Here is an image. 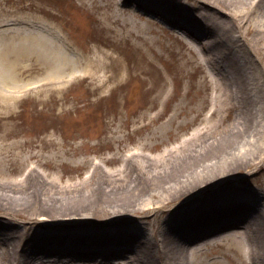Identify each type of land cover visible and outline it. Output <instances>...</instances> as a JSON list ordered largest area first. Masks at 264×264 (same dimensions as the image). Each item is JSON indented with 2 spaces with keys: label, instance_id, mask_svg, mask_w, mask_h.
<instances>
[{
  "label": "bare ground",
  "instance_id": "6f19581e",
  "mask_svg": "<svg viewBox=\"0 0 264 264\" xmlns=\"http://www.w3.org/2000/svg\"><path fill=\"white\" fill-rule=\"evenodd\" d=\"M91 3L112 7L104 21L98 18L99 31L118 32L114 25L120 23L127 35L148 43L134 18L174 26L217 90L211 113L236 109L244 114V125L211 142L188 141L154 157L132 151L116 174L96 164L75 184L38 176L35 166L17 180L0 179V264H195L216 240H232L242 264H264V203L245 177L236 176L264 148V0ZM44 18L18 14L2 23L25 27L11 32L2 49L15 62L25 55L38 58L42 83L65 90L81 79L93 84L85 95L104 96L109 81L121 84L127 77L132 65L123 67L105 48L71 41ZM92 36L112 50L117 44L106 35ZM15 68V79L30 70ZM22 82L12 84L13 91L31 88ZM16 96L0 93L7 101ZM242 196L254 201H241Z\"/></svg>",
  "mask_w": 264,
  "mask_h": 264
},
{
  "label": "rangeland",
  "instance_id": "374dc122",
  "mask_svg": "<svg viewBox=\"0 0 264 264\" xmlns=\"http://www.w3.org/2000/svg\"><path fill=\"white\" fill-rule=\"evenodd\" d=\"M91 2L0 0V93L17 94L14 101L0 98V179L17 180L30 166H35L38 176L54 179L59 185L75 184L84 180L96 164L116 174L132 151L154 157L188 141L198 145L211 142L225 131L244 125V114L236 109L211 113L215 105L211 96L217 90L205 80L192 52L171 29L174 26L134 18L138 27L144 26L137 31L148 38V43L127 35L126 25L120 23L114 25L118 32L99 31V20L104 21L103 14H110L112 7L99 8ZM18 14H27L31 19L45 17L71 41L105 48L118 56L123 67L129 64L132 68L121 84L117 79L109 81L104 96L85 95L93 84L81 79L65 90L42 83L44 74L38 58L25 55L15 62L2 49L11 32L25 30L22 24H2ZM94 32L100 37L106 35L118 45L114 43L113 50L104 46L101 38L100 41L92 36ZM71 47L80 52L74 45ZM15 66L18 72L24 67L30 70L15 79ZM18 80L22 84L32 83L31 88L13 91L12 84ZM116 86L120 88L115 89ZM112 88L115 90L111 91ZM229 104L235 108L237 102L230 99ZM261 125L264 127V120ZM7 131L10 133L6 136ZM262 137L264 145V133ZM257 159L259 162L252 165ZM252 160L248 165L251 166H243L236 176L245 177L249 188L264 203V148ZM137 166L141 167L140 161ZM148 199L144 202L150 204L152 198ZM245 200L253 202L254 198L242 196L241 201ZM96 216L102 217L101 213ZM195 264L242 261L232 240H216L197 255Z\"/></svg>",
  "mask_w": 264,
  "mask_h": 264
}]
</instances>
